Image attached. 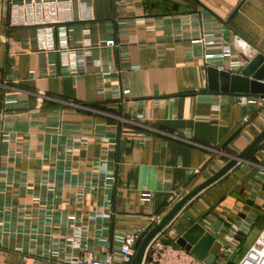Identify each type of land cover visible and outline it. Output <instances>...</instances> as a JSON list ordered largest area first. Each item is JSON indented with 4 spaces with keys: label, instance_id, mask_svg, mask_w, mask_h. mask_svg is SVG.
Here are the masks:
<instances>
[{
    "label": "crops",
    "instance_id": "0c3cea01",
    "mask_svg": "<svg viewBox=\"0 0 264 264\" xmlns=\"http://www.w3.org/2000/svg\"><path fill=\"white\" fill-rule=\"evenodd\" d=\"M34 1L0 0V128L11 134L3 137L0 130V214L12 232L8 247L0 248V264H33L15 247L35 255L58 250L50 233L63 235L78 215L89 225L88 244L104 237L113 252L118 230L147 227L264 129V109H252L256 97L211 94L206 72L213 66L232 73L264 56V0ZM144 12L161 16L163 26L174 16H211L206 27L226 53L205 51L197 40H173L161 27L147 30ZM54 22L66 28L70 46L84 30L93 42L112 37L119 43L96 52L107 71L103 93L95 76L74 79L57 61L51 75H43L37 32ZM116 87L123 96L117 101ZM60 127L72 134L59 133ZM80 137L90 138L81 144ZM144 137L151 140L144 144ZM251 156L264 159V143ZM104 158L114 167L112 189L87 188L74 204L78 187L102 174ZM251 163L248 158L191 201L167 234L179 237L199 223L214 236L221 224L246 217L251 226L238 252L245 250L244 256L264 231V182L240 184ZM50 201L55 210L48 220L43 210ZM107 206L108 220L94 218ZM30 233L37 241L28 240Z\"/></svg>",
    "mask_w": 264,
    "mask_h": 264
},
{
    "label": "built area",
    "instance_id": "2783aa9c",
    "mask_svg": "<svg viewBox=\"0 0 264 264\" xmlns=\"http://www.w3.org/2000/svg\"><path fill=\"white\" fill-rule=\"evenodd\" d=\"M24 3L25 0H22V4ZM29 4H35V1L29 0ZM114 4H121V1L114 0ZM143 20L145 21V28L147 30L152 31L157 27H161L173 40H197L205 51L214 50L218 52L217 54H219L220 57L226 53V50L222 46V41L218 39L211 28L206 27L207 23L210 24L214 21L211 16L204 17L200 13H191L179 17L174 16L170 25L163 26L161 16H153L144 12ZM53 25L37 32L36 40L39 54L42 55V61L46 66L43 75H51L48 68L54 67L57 61L59 67L74 79H80L87 75L95 76L98 92L103 93L107 71L104 69L102 60L96 56V52L103 48H119V43L112 37L106 40L93 42L90 30H84L80 32V37L76 38L70 46L66 28L60 25L59 22H54ZM53 31L55 32L54 39ZM123 32H126V29L123 30ZM8 80L9 79H7V81ZM113 94V99L115 101L123 97L120 87L114 88ZM252 109L255 112L262 113L264 109V98H257L252 105ZM6 114V112H2V120L6 117ZM248 122V118H244V123L247 124ZM62 128L63 127L59 128V133L67 136L72 134L70 128L65 130ZM1 134L3 137L11 136V134L3 130H1ZM89 138L90 137H80L79 143L83 144L87 142ZM150 140V137L143 138L144 144H147ZM107 152L108 149L104 151V156L107 155ZM99 163L102 165V174L100 177L96 178L95 181L87 185L82 184L78 187L77 193L73 198L74 204L81 201V197L87 188H89V190H97L99 188L112 189L114 167L111 162L105 158L99 160ZM220 168L221 167L218 169L215 168L214 173ZM2 174L4 175V172H2ZM253 180L258 184H262L264 182V174H260L259 172ZM51 197L54 199L55 195L53 194ZM175 200H172V202ZM50 203L49 210H43V214L48 220H51L52 213L55 210L54 205H52L53 201H50ZM110 215L111 212L108 206L102 209L97 208L94 212V218L99 221L108 220ZM158 219L159 217L150 218V223L145 228L118 230L113 237L117 244L113 252H108L106 248L107 240L104 237L96 239V245L88 244L90 229L89 225L83 223L81 215L73 219L72 223L65 228L66 232L63 235H59L55 232L50 233L51 239L56 241L58 250H41L42 252L40 255H35L33 251L24 253L19 247L13 248V251L22 254V261H28L33 257V264H44V262L41 261L49 263L50 260H54L56 264H130L135 254V251L131 248L133 243L142 232L146 233L157 223ZM174 221L149 242L144 253L142 264H204L191 255L190 252L175 244L178 236H169L167 234V230ZM250 226L251 223L248 222L246 217H239L228 225L221 224L218 227L214 238L220 244V250L213 264H230L233 261L239 252L242 238L249 233ZM11 233L10 230L4 227V220L0 214V248L8 247ZM263 236L264 231L255 245L252 246L236 264H264V250H258L260 246L259 243L263 240ZM37 238V234L33 233H30L28 236L30 242L37 241ZM97 247L103 248L102 253L98 252L96 249ZM39 260L41 261L39 262Z\"/></svg>",
    "mask_w": 264,
    "mask_h": 264
},
{
    "label": "water",
    "instance_id": "95a60500",
    "mask_svg": "<svg viewBox=\"0 0 264 264\" xmlns=\"http://www.w3.org/2000/svg\"><path fill=\"white\" fill-rule=\"evenodd\" d=\"M207 90L211 94H234L256 98H264V56L258 54L246 66L234 72H227L215 67H207ZM263 112V111H262ZM264 143V129L239 154L233 156L216 173L210 176L196 188L179 196L159 216L146 233L142 232L132 245L135 251L130 264H142L145 250L149 242L160 232L165 230L182 212V210L197 196L206 191L213 184L219 182L237 167L248 164V158ZM264 170V159L258 163H251V169L240 180L241 185L248 184L260 171ZM206 216V215H205ZM204 216V217H205ZM175 244L190 252L204 264H213L220 250V244L214 236L205 232L199 223L188 227L176 240Z\"/></svg>",
    "mask_w": 264,
    "mask_h": 264
},
{
    "label": "rangeland",
    "instance_id": "374dc122",
    "mask_svg": "<svg viewBox=\"0 0 264 264\" xmlns=\"http://www.w3.org/2000/svg\"><path fill=\"white\" fill-rule=\"evenodd\" d=\"M183 221H184V220H182V219L178 220V221L176 222L174 228H175V229H178V230H181L182 225H183ZM244 251H245V250H241V253H240V254L238 253V256L235 257V260H233L234 264L238 261V258H239L240 256H243Z\"/></svg>",
    "mask_w": 264,
    "mask_h": 264
},
{
    "label": "bare ground",
    "instance_id": "6f19581e",
    "mask_svg": "<svg viewBox=\"0 0 264 264\" xmlns=\"http://www.w3.org/2000/svg\"><path fill=\"white\" fill-rule=\"evenodd\" d=\"M259 245L260 246H259V249L258 250H264V236H263V240L260 241Z\"/></svg>",
    "mask_w": 264,
    "mask_h": 264
},
{
    "label": "trees",
    "instance_id": "16d2710c",
    "mask_svg": "<svg viewBox=\"0 0 264 264\" xmlns=\"http://www.w3.org/2000/svg\"><path fill=\"white\" fill-rule=\"evenodd\" d=\"M153 16H159V15H153ZM250 161L254 163H258L259 161H256L252 156L249 157Z\"/></svg>",
    "mask_w": 264,
    "mask_h": 264
}]
</instances>
